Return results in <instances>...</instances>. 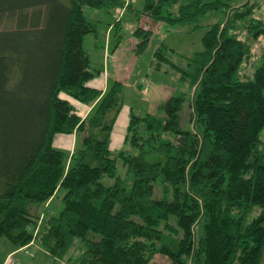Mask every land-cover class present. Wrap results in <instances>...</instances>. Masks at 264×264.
<instances>
[{
	"label": "trees",
	"instance_id": "obj_1",
	"mask_svg": "<svg viewBox=\"0 0 264 264\" xmlns=\"http://www.w3.org/2000/svg\"><path fill=\"white\" fill-rule=\"evenodd\" d=\"M235 1L146 0L134 9L173 24L224 18L204 33L203 50L183 54L186 66L164 43L156 48L157 68L170 63L192 92L175 88L155 111L131 108L129 147L114 152L124 82L104 92L89 85L104 67L92 66L84 46L97 32L86 9H132L131 1L0 0L8 23L0 28V241L36 243L68 264H151L157 255L168 264H263L264 49L243 70L264 19L254 3ZM135 33L144 51L153 30ZM73 100L92 104L85 117ZM61 133L76 135L70 154L53 144ZM60 189L55 214L48 209Z\"/></svg>",
	"mask_w": 264,
	"mask_h": 264
},
{
	"label": "rangeland",
	"instance_id": "obj_2",
	"mask_svg": "<svg viewBox=\"0 0 264 264\" xmlns=\"http://www.w3.org/2000/svg\"><path fill=\"white\" fill-rule=\"evenodd\" d=\"M132 9L124 8L117 17V10H98L96 8L87 7L86 13L89 18L97 21V32H91L85 35L84 46L89 52L93 67L105 66L102 77L107 76L109 84L116 79L124 82L123 95L125 97V105L122 118L115 125L111 148L114 152H119L121 149H128V144L125 143L127 134V125L129 121V112L133 108L136 112L143 110L155 111L157 105L166 101L174 92L175 88L184 89L189 93L190 88L188 83L183 84L179 81L180 73L170 63H161V69L157 68V63L154 60V52L157 47L163 43V47L169 51L170 58L176 64L186 66V59L183 54H192L196 51L204 49L203 35L210 28L211 23L224 18L223 13L217 15L210 14L200 18L198 24H173L166 21H155L146 14L140 16L134 12V9H142L146 0H130ZM245 0H237L233 3L234 6H239ZM255 5L254 14L257 17L264 19V0H249ZM215 15V16H214ZM121 19V22L116 26V20ZM8 26V23H0V28ZM112 25V26H110ZM138 26H143L153 30L150 42L144 51L139 52L137 45L141 37L137 36L135 30ZM119 27V28H118ZM119 29V30H118ZM99 42L98 45L96 43ZM105 45V47H104ZM175 49L171 52L169 49ZM264 49V35L253 42L252 63H246L244 72L251 73L254 69V64L257 62L262 50ZM106 53L108 54H105ZM107 55V56H106ZM168 69V70H167ZM102 78V79H103ZM75 109L77 101L73 100ZM84 104H89L84 101ZM184 116L188 121L190 117V106L186 104ZM73 134H57L54 139V146L58 149L71 153V144L73 148L76 144V136ZM119 173H124L121 161L118 162ZM107 184H111L113 180L105 178ZM65 189H60L54 197V200L48 209L55 214H59L63 209V196ZM258 213H253V216ZM10 244L6 238L0 241V257L6 252L5 244ZM33 247L29 249L30 255L34 256ZM3 254V255H2ZM76 254V247L70 252V256ZM27 253H20L17 257L23 256L26 260H30L32 256ZM32 261H34L32 259ZM51 256L42 255L39 257V264H52ZM168 264L169 260L166 257L157 255L151 264ZM23 264H31L30 261ZM35 264V263H32ZM37 264V263H36ZM264 264V259H263Z\"/></svg>",
	"mask_w": 264,
	"mask_h": 264
},
{
	"label": "crops",
	"instance_id": "obj_3",
	"mask_svg": "<svg viewBox=\"0 0 264 264\" xmlns=\"http://www.w3.org/2000/svg\"><path fill=\"white\" fill-rule=\"evenodd\" d=\"M98 44H99V42L96 43V45H98ZM104 47H105V45H104ZM105 54H108V53H106V51H105ZM105 69L106 68L104 66L103 72H104ZM102 73H100L99 75L95 76L89 82V85L99 89L101 92H104L106 90V88L108 87V85H109V81L107 79V76H104V78L102 77ZM76 107H77L76 108L77 112L79 114H81L83 117H85L88 114V112L90 111V109L92 107V104H86L85 105L84 102L77 101V106ZM123 110H124V107H123L121 113L119 114V117L117 119L116 124H118V122L122 118L121 116L123 114ZM74 136H76V135L74 134ZM74 136H73V138H74ZM74 140H75V138H74ZM73 142L74 141H72V144H71V151H73V145H74ZM112 142H113V140H112ZM112 142H111V144H112ZM5 246H6V252H5L4 255L2 254L3 255L2 257H0V261L3 262V264H14V262H17L19 264H23V262L26 263V261H30L31 264L32 263L39 264V257H42V255H47L48 257L50 256L49 253H47L45 250H43L36 243H31L30 245H28L25 248L24 247L23 248H15L11 244H8V243H6ZM32 247H33V249H35V251H34L35 255L34 256L30 255V253H29V249H31ZM22 252L27 253V256L29 254L30 256H32V258L30 260H26L27 257L23 258V256H20V258H18L19 257L18 255L20 253H22ZM32 259L34 261H32ZM47 264H49V263H47ZM52 264H68V262H66L65 260L55 261L53 259Z\"/></svg>",
	"mask_w": 264,
	"mask_h": 264
},
{
	"label": "built area",
	"instance_id": "obj_4",
	"mask_svg": "<svg viewBox=\"0 0 264 264\" xmlns=\"http://www.w3.org/2000/svg\"><path fill=\"white\" fill-rule=\"evenodd\" d=\"M123 9L124 8L118 9L117 12H116V14L120 15Z\"/></svg>",
	"mask_w": 264,
	"mask_h": 264
}]
</instances>
